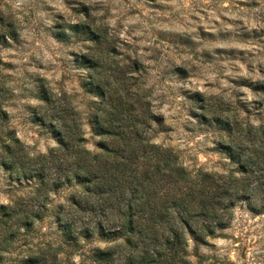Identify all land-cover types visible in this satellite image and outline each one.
Instances as JSON below:
<instances>
[{
    "label": "rangeland",
    "instance_id": "1",
    "mask_svg": "<svg viewBox=\"0 0 264 264\" xmlns=\"http://www.w3.org/2000/svg\"><path fill=\"white\" fill-rule=\"evenodd\" d=\"M79 22L107 33L112 69L127 65L133 88L147 95L159 118L147 134L152 143L170 149L189 171L238 172L220 146L228 134L195 114L203 98L231 121L264 124V0H0V144L10 136L34 155L57 145L34 119L44 84L70 99L87 147L97 150L92 117L98 98L86 82L88 70L76 61L92 44L69 32L59 36ZM30 190L0 170V208ZM68 193L51 194L45 219L0 264H21L48 246L61 248L63 260L89 264L91 250L111 245L96 237L61 245L55 212ZM188 254L190 264H264V214L238 206L226 229L208 244L190 242Z\"/></svg>",
    "mask_w": 264,
    "mask_h": 264
},
{
    "label": "trees",
    "instance_id": "2",
    "mask_svg": "<svg viewBox=\"0 0 264 264\" xmlns=\"http://www.w3.org/2000/svg\"><path fill=\"white\" fill-rule=\"evenodd\" d=\"M65 29L62 38L71 33L92 44L76 61L98 98L92 131L100 141L90 150L80 112L65 94L41 86L34 119L57 145L34 155L18 139L1 142L0 170L31 190L0 208V257L45 219L51 194L63 189L68 196L55 212L61 245L95 237L111 244L91 250L89 264H190V242L208 244L238 206L264 214V124L231 121L201 98L195 115L228 134L220 146L238 172L189 171L170 149L149 140L159 118L147 95L133 88L127 65L112 69L107 33L88 22ZM3 121L0 108V126ZM60 249L40 248L21 264H75L60 258Z\"/></svg>",
    "mask_w": 264,
    "mask_h": 264
}]
</instances>
